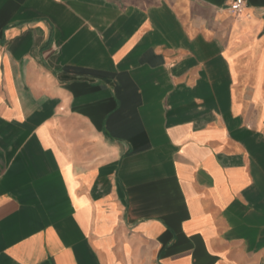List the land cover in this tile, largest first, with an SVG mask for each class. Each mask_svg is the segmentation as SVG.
<instances>
[{
    "label": "crops",
    "instance_id": "1",
    "mask_svg": "<svg viewBox=\"0 0 264 264\" xmlns=\"http://www.w3.org/2000/svg\"><path fill=\"white\" fill-rule=\"evenodd\" d=\"M0 0V264H264V0Z\"/></svg>",
    "mask_w": 264,
    "mask_h": 264
},
{
    "label": "built area",
    "instance_id": "2",
    "mask_svg": "<svg viewBox=\"0 0 264 264\" xmlns=\"http://www.w3.org/2000/svg\"><path fill=\"white\" fill-rule=\"evenodd\" d=\"M244 5H245V0H233L229 8L232 12L238 14L242 11Z\"/></svg>",
    "mask_w": 264,
    "mask_h": 264
}]
</instances>
